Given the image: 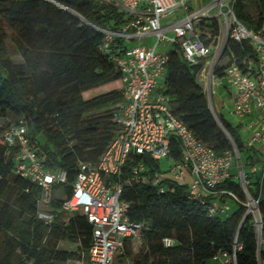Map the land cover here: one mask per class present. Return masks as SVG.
<instances>
[{
	"label": "trees",
	"instance_id": "trees-1",
	"mask_svg": "<svg viewBox=\"0 0 264 264\" xmlns=\"http://www.w3.org/2000/svg\"><path fill=\"white\" fill-rule=\"evenodd\" d=\"M254 9L251 14L250 8ZM233 13L247 30L264 33V0H235ZM105 0H0V115L16 121L22 118L37 153L50 170H64L70 194L78 163L96 162L118 132L116 122L122 107V82L111 62L121 45L119 39L100 50L102 34L96 28L119 29L124 22ZM201 39L212 49L220 37L215 20L201 23ZM167 53L164 94L168 108L179 121L217 156L232 152L252 165L253 156L243 146L240 126L217 116L231 142L217 125L204 89L197 78L206 60L196 65L181 59L177 45ZM181 53V52H180ZM20 62L15 63L13 57ZM257 60L248 40L237 43L227 38L222 55L212 69L222 78L233 63L244 74ZM119 86L116 89L112 86ZM0 125V264H68L86 261L92 227L83 215L61 210L57 199L47 210L53 220L45 224L36 216L39 188L11 173L14 150H8ZM42 136L44 143L38 142ZM180 142L170 140V159L181 160ZM244 156V159L242 158ZM137 162L145 167L144 182L129 180V168ZM158 162L147 156L130 155L124 164L121 200L129 205L128 218L141 224L143 247L132 253L131 241H124L118 257L128 264H218L213 258L231 254L236 236L240 250L234 264H264V251L257 250L252 219L242 207L226 217L209 218L206 208L186 197L187 181L176 185L158 175ZM160 179L158 186L153 182ZM252 196L260 197L258 212L264 233V179L251 183ZM166 185V187H164ZM162 186L164 191L159 192ZM222 189L242 195L229 180ZM164 240L171 244L164 245ZM76 246L75 251L60 244Z\"/></svg>",
	"mask_w": 264,
	"mask_h": 264
},
{
	"label": "built area",
	"instance_id": "built-area-1",
	"mask_svg": "<svg viewBox=\"0 0 264 264\" xmlns=\"http://www.w3.org/2000/svg\"><path fill=\"white\" fill-rule=\"evenodd\" d=\"M105 2L123 14L125 20L116 30L96 28L103 36L100 50H107L116 39L121 42L116 54L111 56L122 82L123 104L116 120L118 132L96 162L78 163L74 180L69 184L68 196L63 192L68 185L66 172L45 167L43 158L37 153L36 143L28 135L26 122L22 118L12 121L0 115L2 138L8 150H14L11 173L39 188L37 218L45 224L52 222L53 216L47 208L57 200L53 198V193L61 187L64 194L60 199L61 210L70 214L81 213L92 227L86 264H112L113 257L122 253L124 241L139 238L141 231V224L127 216L128 203L121 200V176L126 159L130 155L147 156L154 162L170 159V140L176 138L180 142L182 156L168 169L173 184L181 185L187 181L186 197L205 206L209 218L226 217L229 210L226 201H234L236 206L245 210L244 217L252 219L259 245L260 234L264 237L258 212L260 192L258 197H254L249 190V175L257 173L255 160L246 173L245 167L235 166L240 157L234 148L232 152L217 156L171 113L168 97L163 93L167 53H163L160 44L177 45L187 64L203 62L211 56L213 49L201 39L199 26L209 20L217 22L220 35L225 38L237 43L250 42L257 60L256 66L252 62L247 65L248 71L253 66L252 74L242 73L232 63L224 78L235 91L230 110L233 119L241 124L254 110L258 114L259 127L246 146L264 155V33L249 31L237 21L232 10L235 0H207L206 5L195 11L194 6L198 8L200 0ZM176 12L185 15L171 25L161 24L162 18ZM145 39H152L153 45L142 44ZM133 41L137 44L132 48L124 44ZM221 55L218 53L215 60ZM204 72L205 69L202 74ZM206 84L209 86V82ZM210 96L208 91L206 97L214 115L216 112L211 106ZM234 169L236 172H233ZM145 170L144 165L137 162L129 168L128 181L144 182ZM258 176L261 185L264 170ZM235 178L239 179L242 199L221 188L223 183L235 181ZM160 181L156 179L152 185L158 186ZM163 191L160 186L159 192ZM163 242L165 246L171 244L170 240ZM240 249L235 236L231 254L220 253L213 260L218 264H234L235 252Z\"/></svg>",
	"mask_w": 264,
	"mask_h": 264
},
{
	"label": "rangeland",
	"instance_id": "rangeland-1",
	"mask_svg": "<svg viewBox=\"0 0 264 264\" xmlns=\"http://www.w3.org/2000/svg\"><path fill=\"white\" fill-rule=\"evenodd\" d=\"M206 3H207V0H200L198 8H196L194 6V11L199 9V8H201V7H203L204 5H206ZM250 12H251V14H254V9L252 7L250 8ZM184 15H185V13H183V12H176V13L170 15V16H166V17L162 18L161 19V24L163 26L171 25V24L181 20ZM105 29H110V28L107 27ZM226 41H227V38H225L224 35L221 34L219 39H218V41H216V46L213 48V52H212L211 56L207 58L206 63L204 64V68L203 69H205V72L197 78L198 84L203 89L205 88L204 91L206 92V95H207V93L209 91V93L211 95L210 96L211 97L210 98L211 106H212L213 109H214L213 103H216V100L222 94L223 90L221 88H219V87H213L212 88V83H213V79H214L213 76H212V69L216 65V63H214L216 55L218 53H220L221 50L224 49ZM141 43L149 46V45H153L152 44L153 40L152 39H149V40L146 39V40H142ZM135 44H137V42H134V41L133 42H129L127 44V48H132ZM160 48L163 51V53L164 52L168 53V51L171 50L173 48V46H171L170 44L166 45L164 43H161L160 44ZM178 53H179L180 58L182 59L181 53L179 51H178ZM13 61L15 63H18V62H20V59H19L18 56H14L13 57ZM207 82H209V86H206ZM112 87H115L116 89H119L118 85L112 86ZM212 89H213L214 94H212ZM214 112H215V109H214ZM214 115L218 116L217 113H214ZM38 142L41 145L44 143V140H43L42 136L38 137ZM247 155H249L248 152H247ZM242 158L244 159V156H242ZM171 163H172L171 159H162V160H160L158 162V166H159L158 175L161 177V179L162 178L163 179H170V174L168 172V169H169V166H170ZM237 165L241 166V164L239 162L235 163V166H237ZM256 168H258V165L256 166ZM246 169L247 170L245 172L248 173L249 165L246 166ZM259 171H258L257 174L249 175L251 180H253L254 178H256L259 175ZM233 172H236V170L234 169ZM235 182L238 184L239 183V179L235 178ZM164 187H166V185ZM254 189H255L254 186H249V190H250L251 194H252V192H254ZM63 195L64 194L62 193V188L59 187V188L55 189V191L53 193V198L61 199L63 197ZM226 203H227V208L230 209V212H232L233 210H235L237 208L236 204L232 200H227ZM262 234H264V233H262ZM262 236H264V235H262ZM262 238H264V237H261V234H260L259 239H261V241H260L259 247H261ZM128 241H131L130 247H131L132 253L135 254V253H138L139 251H141V249L143 247L141 238L128 239ZM60 248H62L64 250H67V251H75L76 250V246L75 245L68 244V243L60 244ZM118 256L119 255L116 254L113 257L112 264H128L127 260L124 259V257H118ZM68 264H86V261L83 260V261H80V262H69Z\"/></svg>",
	"mask_w": 264,
	"mask_h": 264
},
{
	"label": "crops",
	"instance_id": "crops-1",
	"mask_svg": "<svg viewBox=\"0 0 264 264\" xmlns=\"http://www.w3.org/2000/svg\"><path fill=\"white\" fill-rule=\"evenodd\" d=\"M124 44L127 47V44L126 43H124ZM213 87H219V88H221L223 90L222 94L216 100V103H213V107L215 109V112L217 113V115H221L222 117H224V119L226 121H228L229 123H231V124H233L235 126H240V132H241L240 135H241V139H243L242 140L243 146L247 150L249 155L253 156V158L255 160V167L258 165V168H257L256 172L258 173V171L260 170L259 171V174H260L261 171L264 170V155H262V153H260V152H257L256 150L248 149L247 146H246V144L249 142V139L251 138L252 134L259 127L260 120H259L258 114L254 110L251 115H249L248 117L244 118L240 122L241 124L237 123V121L235 119H233L232 115L230 114L231 100L233 99L234 94H235L234 89H232L226 83L224 77L219 78V79L218 78H214L213 79V83H212V88ZM212 94H214L213 89H212ZM237 162H239L241 164V166L244 168L243 160L239 159ZM244 170L245 171L247 170L246 167L244 168ZM257 173H255V174H257ZM254 179H256V178H254ZM254 179L251 180V178L249 177L250 186H253L251 183H252V181H254ZM229 213H230V209L228 210V214ZM261 250L264 251V238H262Z\"/></svg>",
	"mask_w": 264,
	"mask_h": 264
},
{
	"label": "water",
	"instance_id": "water-1",
	"mask_svg": "<svg viewBox=\"0 0 264 264\" xmlns=\"http://www.w3.org/2000/svg\"><path fill=\"white\" fill-rule=\"evenodd\" d=\"M50 2H52V0H49ZM223 50H221L220 55L222 54ZM217 59L214 61V63H216ZM217 125L219 126V128L221 129V131L224 133V135L228 138V140L231 142V138L229 137V135L226 133V131L223 129V127L221 126L220 122L217 120V117L215 115H213ZM259 248V245L257 243V250Z\"/></svg>",
	"mask_w": 264,
	"mask_h": 264
}]
</instances>
